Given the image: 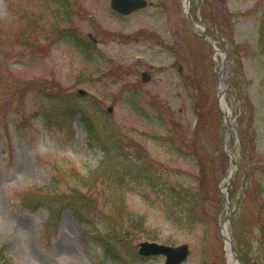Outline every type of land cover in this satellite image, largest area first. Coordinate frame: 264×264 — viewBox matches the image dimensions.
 <instances>
[{
  "label": "rangeland",
  "instance_id": "rangeland-1",
  "mask_svg": "<svg viewBox=\"0 0 264 264\" xmlns=\"http://www.w3.org/2000/svg\"><path fill=\"white\" fill-rule=\"evenodd\" d=\"M46 1L0 0V264H164L160 256L138 255L140 243L153 237L188 244L184 264H225L219 185L226 184L230 161L217 106L219 58L194 33L184 0H147L145 9L125 17L109 0H71L69 18ZM260 2L191 0L190 7L197 23L230 44L224 97L241 145L226 189L228 232L256 264H264V211L254 191L264 194ZM148 69L150 82H136ZM115 142L123 145L126 166L141 159L151 166L152 182L140 194L128 176L121 192L118 182L101 178L78 185L77 174L97 166L98 146L111 149ZM236 147L232 138L229 150ZM108 158L126 163L123 154ZM40 187L52 190L32 195L43 209L24 211L22 196ZM169 191L176 196L164 203ZM74 192L93 204L77 206L90 220L86 229L95 230L86 239L71 210L50 218ZM194 197L200 220L192 228L176 226L166 212L184 210ZM137 219L148 230L136 229Z\"/></svg>",
  "mask_w": 264,
  "mask_h": 264
},
{
  "label": "trees",
  "instance_id": "trees-1",
  "mask_svg": "<svg viewBox=\"0 0 264 264\" xmlns=\"http://www.w3.org/2000/svg\"><path fill=\"white\" fill-rule=\"evenodd\" d=\"M46 2L49 4H52V3L57 4L61 8L62 17H65V18L70 17L69 11H70L71 6L68 0H47ZM260 3L262 5L261 6L262 14L260 17V24L258 28V44H259V48L262 51H264V0H262ZM83 126H84V130L86 131V133L90 136H93V133H94L93 128L89 124H83ZM113 146L114 148H112V150H107L105 147L100 149L102 156L98 160L97 166L93 170L88 171L83 176H79L77 174V176L79 177L78 185H83L84 187L90 186L92 184H95L94 182L96 180H100L101 178L103 182H113V183L118 182L119 184L116 187V191L121 192L123 188L125 187V177L129 175L130 179L133 180L135 184L134 186H132V189H138L137 193L140 194L141 189H143V187L144 188L149 187V184H151L152 182L151 175L148 176L151 173V168L146 167V166H139V165L138 166H134V165L126 166V164L129 163L130 161L127 160L125 151L122 148L123 145L120 142H117V143H114ZM136 146L138 145L136 144ZM112 153L116 154L117 158H120L121 155L123 154L126 158V163L123 164L121 162L123 161V159L108 158V155ZM118 166L122 167V170H120ZM37 191L39 193L52 192L50 188L40 187L39 189H36L34 192L27 193L29 197H26L25 195H23L22 196L23 207L31 208V207L39 206V204H35L39 200L36 199L34 196H32V195L36 196ZM255 191H257V195L261 198V199L259 198L260 200L259 207L262 209L264 208V194L259 189H256ZM24 194H26V191ZM146 196H147V193L144 194V197ZM168 196H170L172 199L173 192L169 191ZM181 196L182 195L178 192L177 198L179 201L183 200ZM183 196L185 197L184 194ZM193 200H196V198L194 197L193 199H191V202H193ZM194 202H197V200ZM78 204H82L84 207L93 205L89 197L86 196V194L74 192V194H72L64 203H62V205L60 206L57 212L61 211L63 208H67L71 210L73 215L77 218L78 222H80L79 226L82 232V236L84 238H89L90 233L95 232V230L91 229V231H89L86 229L85 223L90 222V220L86 217L88 215L85 216L82 213V210L80 208L77 209ZM196 210H197L196 203H190V204H187L184 210L180 209V212L185 216L184 219L186 221L193 222L196 219ZM117 212L118 213L121 212V215H122V208H120V210H117ZM175 213H177L176 209H175ZM132 225L135 226L136 229H138L140 227V222L135 221Z\"/></svg>",
  "mask_w": 264,
  "mask_h": 264
},
{
  "label": "water",
  "instance_id": "water-1",
  "mask_svg": "<svg viewBox=\"0 0 264 264\" xmlns=\"http://www.w3.org/2000/svg\"><path fill=\"white\" fill-rule=\"evenodd\" d=\"M110 6L112 9H114L118 13L122 15H127L134 10L143 8L145 6V1L143 0H110ZM223 66H224V63H223ZM219 76H220V88L218 90V100H220V98L222 97L223 91L226 87V82L223 80L222 74H220ZM148 79L149 78L146 74H142V80L144 82L148 81ZM108 110L110 111L111 109H108ZM222 115H223L224 120L227 121L226 113L222 111ZM229 155H230L232 165L236 166L235 155L231 153H229ZM224 201L225 203H227L225 194H224ZM165 250L166 249L162 246L144 243L141 245L140 253L143 255L157 254V253H165ZM167 254L169 255L170 253H167ZM184 255H185V250L182 249L180 252L170 255L168 257L169 259L168 263H174L180 260Z\"/></svg>",
  "mask_w": 264,
  "mask_h": 264
},
{
  "label": "bare ground",
  "instance_id": "bare-ground-1",
  "mask_svg": "<svg viewBox=\"0 0 264 264\" xmlns=\"http://www.w3.org/2000/svg\"><path fill=\"white\" fill-rule=\"evenodd\" d=\"M73 255H74V257H76L75 254H73ZM73 255H72V256H73ZM231 262H233V259H232V258H231Z\"/></svg>",
  "mask_w": 264,
  "mask_h": 264
}]
</instances>
